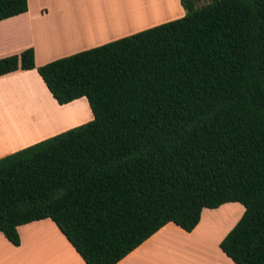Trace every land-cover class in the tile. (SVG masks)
Returning <instances> with one entry per match:
<instances>
[{
  "label": "trees",
  "instance_id": "1",
  "mask_svg": "<svg viewBox=\"0 0 264 264\" xmlns=\"http://www.w3.org/2000/svg\"><path fill=\"white\" fill-rule=\"evenodd\" d=\"M184 16L35 67L27 48L0 76L35 70L88 122L0 158V234L48 219L84 264H116L167 223L243 212L219 242L264 264V0H178ZM0 0V21L26 11Z\"/></svg>",
  "mask_w": 264,
  "mask_h": 264
},
{
  "label": "crops",
  "instance_id": "2",
  "mask_svg": "<svg viewBox=\"0 0 264 264\" xmlns=\"http://www.w3.org/2000/svg\"><path fill=\"white\" fill-rule=\"evenodd\" d=\"M124 1L26 0L24 13L0 21V58L31 48L39 67L184 16L178 0L143 12ZM91 118L84 97L58 105L34 69L0 76V158ZM242 212L238 203L204 208L190 232L167 223L116 264H234L218 244ZM16 230V247L0 234V264H84L50 220Z\"/></svg>",
  "mask_w": 264,
  "mask_h": 264
},
{
  "label": "rangeland",
  "instance_id": "3",
  "mask_svg": "<svg viewBox=\"0 0 264 264\" xmlns=\"http://www.w3.org/2000/svg\"><path fill=\"white\" fill-rule=\"evenodd\" d=\"M123 2H126V1L123 0ZM134 2H136V4H135L136 7L139 10H142L141 12H143L145 10L147 11L148 9L150 11L154 10V9L158 8L160 5L159 0H134ZM203 2H204V0H199V2L197 4L199 5Z\"/></svg>",
  "mask_w": 264,
  "mask_h": 264
}]
</instances>
